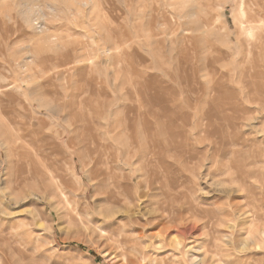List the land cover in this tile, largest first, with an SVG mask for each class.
<instances>
[{"label": "rangeland", "instance_id": "1", "mask_svg": "<svg viewBox=\"0 0 264 264\" xmlns=\"http://www.w3.org/2000/svg\"><path fill=\"white\" fill-rule=\"evenodd\" d=\"M0 22V264H141L128 209L172 227L147 264H264V0H0Z\"/></svg>", "mask_w": 264, "mask_h": 264}, {"label": "bare ground", "instance_id": "2", "mask_svg": "<svg viewBox=\"0 0 264 264\" xmlns=\"http://www.w3.org/2000/svg\"><path fill=\"white\" fill-rule=\"evenodd\" d=\"M141 0H138V3H140ZM155 10H160L161 7L159 5H157L155 8ZM2 21V20H1ZM157 20L156 18L153 20V22L155 23ZM0 24H5V22H0ZM7 25V24H6ZM183 56V55H182ZM202 101V100H201ZM194 103V102H193ZM100 114V113H99ZM133 116V114H132ZM183 116V115H182ZM211 117V116H209ZM206 120V119H205ZM209 120V119H208ZM212 120V117L211 119ZM143 121V120H142ZM201 125V124H200ZM209 125V124H208ZM199 127V125H198ZM206 128V127H205ZM153 131V130H152ZM151 131V132H152ZM150 132V131H149ZM183 132V131H182ZM157 133V132H156ZM154 133V134H156ZM153 134V133H152ZM155 136V135H154ZM112 137V136H111ZM151 137V134H150ZM83 138H85V135H83ZM150 139V138H149ZM152 140V139H151ZM154 140V139H153ZM131 141V140H130ZM143 141V140H142ZM71 142H75L72 141ZM146 142V141H145ZM149 140L146 142L148 143ZM154 142V141H153ZM152 142V143H153ZM151 144V143H150ZM149 144V145H150ZM160 144V143H159ZM169 144V143H168ZM124 145V144H123ZM134 145V144H133ZM148 145V144H147ZM125 146V145H124ZM128 146V145H127ZM151 146V145H150ZM153 146V145H152ZM162 147V146H161ZM173 147H175V145H173ZM130 148V146H129ZM169 148V146H168ZM185 148V147H184ZM121 149H123V146L121 147ZM138 149V148H137ZM141 149V148H140ZM143 149L145 150V148L143 147ZM157 149V148H154ZM177 149V148H176ZM187 149V148H186ZM126 150H128V148H126ZM160 150V149H159ZM165 150V149H164ZM163 150V151H164ZM169 150V149H168ZM138 151V150H137ZM140 151V150H139ZM178 151V150H177ZM129 151H127L126 153H128ZM135 153V151H133ZM149 152V151H148ZM151 152V151H150ZM162 152V151H161ZM120 153V152H119ZM157 153V152H156ZM148 154V153H147ZM187 154V153H186ZM165 155V154H162ZM149 159V158H148ZM153 162V160H152ZM245 163V162H244ZM230 164L235 166V162L234 161H230ZM127 213L126 217L128 218V222H130V230H131V234L132 236H128L126 239L123 240V244L125 246V250H129L132 253H138L139 257L142 259V263L141 264H147V253L145 252V248L143 247V244L146 242V240L148 238H153L156 236H159L162 233H166L168 230H170L172 227L168 226L167 222H163L160 218L158 219L157 217H155V215L153 216H148L147 218H142L140 217L142 214L137 213V211L132 212L131 209H128V211H125ZM156 212V211H155ZM245 213V212H244ZM152 214V213H150ZM147 215V214H146ZM149 215V214H148ZM184 219V218H183ZM182 219V220H183ZM188 219V218H187ZM69 220H72V218H69ZM186 221V220H185ZM181 224H189L188 222H182ZM211 224V223H210ZM177 225V224H176ZM175 225V226H176ZM124 228L126 227L125 225H123ZM179 226V225H177ZM178 229V228H176ZM123 230V229H122ZM188 230H191V228H189ZM122 232V231H121ZM163 235V234H162ZM166 235V234H165ZM161 236V235H160ZM125 237V236H124ZM115 238V237H114ZM119 239V238H118ZM111 241V240H110ZM120 241V239H119ZM179 244V242H177ZM121 246V245H120ZM128 251V252H129ZM127 257V256H126ZM206 258L201 259V261L199 262V264H205ZM126 264V263H125ZM127 264H137V262L132 259L127 257Z\"/></svg>", "mask_w": 264, "mask_h": 264}]
</instances>
